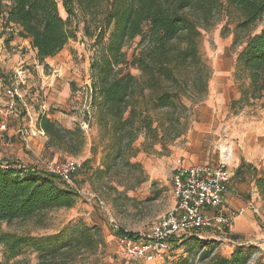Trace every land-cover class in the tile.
I'll return each instance as SVG.
<instances>
[{"label":"trees","instance_id":"trees-1","mask_svg":"<svg viewBox=\"0 0 264 264\" xmlns=\"http://www.w3.org/2000/svg\"><path fill=\"white\" fill-rule=\"evenodd\" d=\"M61 1L66 20L60 15L58 0H0V24L18 28L19 36L31 41L37 61L44 64L76 39L82 17L87 36L96 39L91 60V115L98 128L96 139L101 144L107 142L103 163L93 177L105 176L109 181L126 177L133 186L124 187L125 191L135 190L147 182V176L133 160L141 152H157L159 144L166 150L167 142L180 138L181 116L187 110L184 100L198 103L207 94L211 69L199 51L201 29L212 24L223 0ZM225 1L242 16V29L253 27L264 17V0ZM92 28L95 31L90 33ZM138 38L141 41L129 59L127 49ZM236 70L242 100L248 104L264 100V27L248 37ZM234 106L235 102L231 109ZM37 128L48 138L46 149L77 157L86 146L79 126L64 128L46 113L39 116ZM142 136L144 143L138 149L135 144ZM98 149L93 144L92 154ZM7 164L0 163V245L7 250V262L32 249L38 254L36 264H76V254L95 251L102 244L100 230L84 225L71 228L70 236L65 231L45 237L2 231L1 224L27 221L55 208L71 209L79 199L76 190L53 175ZM85 164L88 168L89 161ZM254 179L264 196V179L255 175ZM115 235L139 238L124 231ZM181 238L172 241V249L179 246ZM230 239L237 242L239 237L230 235ZM196 243L202 248L198 264H249L257 251L254 246L238 245L229 257H213L215 248L207 249L212 244ZM263 259L259 257L255 264H264ZM173 264L192 263L182 259Z\"/></svg>","mask_w":264,"mask_h":264},{"label":"rangeland","instance_id":"rangeland-1","mask_svg":"<svg viewBox=\"0 0 264 264\" xmlns=\"http://www.w3.org/2000/svg\"><path fill=\"white\" fill-rule=\"evenodd\" d=\"M58 7L61 17L66 20L68 15L61 0H58ZM79 20L76 39L70 41L60 54L48 59L44 64L37 61L36 51H33L30 45L31 41L21 38L18 28L14 26L6 28L4 24H0V72L4 77L0 75V128L3 125L6 126L5 131H0V163L3 166L8 165L7 162L20 165L15 160L18 157V150L28 153L30 150H26L23 144L28 143L29 137L37 138V134H34L35 126H32L31 121L34 113L39 114L43 111L44 89L48 87L44 85V80L47 82L53 80L56 87V92L53 93L54 104L52 108L47 106V111H44L56 112L57 116L61 117L62 126L67 129L83 122L87 108L86 92L91 85V60L96 53V39L87 36L86 24L82 17ZM242 21V16L229 8L227 2L223 0L220 13L217 14L212 24L208 28L201 29L199 51L211 69L207 94L198 103H192L188 99L184 100L187 110L181 116L182 135L180 138L167 142L166 150L159 144L155 147L157 152H141L144 156L140 160L138 156L133 160L141 164L147 176L145 184L135 190L125 191L124 187L133 186V183H129L126 177H119L118 180L112 181L105 176L93 177L94 172L100 169L103 163L107 145V142L101 144L96 139L98 128L96 122L93 121L89 130L84 132L86 144L90 147L87 156L83 152L77 157L60 152L61 156L56 159L33 155L35 166L44 172L47 171L48 165L70 158L79 159L82 162L89 161L88 168L91 171H88L85 164L70 184L79 195L76 205L71 209H51L27 221H16L11 225L1 224L2 231L10 234L45 237L57 235L63 231L69 233L70 236L72 235L71 228L78 225L98 228L102 244L95 251L76 254V264H92L93 262L173 264L182 259H189L192 264H198L201 261L202 248L196 240L212 244L213 246H208L207 249L215 248L213 257L230 256L239 244L245 245L246 248L249 244L257 250L249 264H255L261 256L264 258V196L261 195L257 186L255 192L257 197L251 202L253 201L259 208L260 214L256 215L249 210L256 228L250 233L240 235L235 243L230 241L228 235L222 236L219 232L190 233L184 235L180 239L179 246L173 248L169 254L157 257L154 262L148 263L129 261L123 254V244L120 238L115 235L117 231H124L140 236L155 223L161 221L175 207L171 181L173 159L169 157L172 147L183 150L184 156L181 163L189 159L190 155L194 159L209 158L217 161L218 148L223 143L234 144L233 163L237 158L238 150L243 151L248 144L252 145V148L256 146L258 150L261 147L263 155L258 153L259 170H255V176L264 179V109L262 108L264 100L249 104L247 100H242L240 92L242 83L236 80L239 53L249 36L261 32L264 27V17L247 30L240 28ZM94 31L95 28H92L90 33ZM140 41L141 38L136 39L127 49L129 59ZM23 62L24 65H21ZM47 63H50L51 67ZM19 65L24 69L18 68ZM18 71L22 72L23 83L20 89L24 87L23 95L28 110H30L24 109L22 113L19 111L15 114L19 116L15 117L8 111L10 98L7 90L13 84H17ZM128 71L135 76L140 75L135 69ZM44 76H49V79H45ZM233 102L235 106L231 109ZM143 143L144 137L142 136L136 142L135 147L142 149ZM93 144L99 147L96 155L91 152ZM182 165L189 166L187 163H182ZM233 166L234 164L232 169ZM111 187L117 190H112ZM6 252L5 246L0 245V264H36L38 262V254L32 249H27L23 255L10 262L6 261Z\"/></svg>","mask_w":264,"mask_h":264},{"label":"built area","instance_id":"built-area-1","mask_svg":"<svg viewBox=\"0 0 264 264\" xmlns=\"http://www.w3.org/2000/svg\"><path fill=\"white\" fill-rule=\"evenodd\" d=\"M17 84L7 90L10 109L23 100L20 86L23 83L22 72L18 71ZM87 108L82 123L76 126L85 132L89 130L94 119L91 115L90 85L86 92ZM3 125L0 131H5ZM235 147L231 142L223 143L218 148L215 165H182L178 162L173 169L171 181L174 189L175 207L138 239L120 238L123 254L130 261L154 262L157 257L167 255L172 249V241L190 233L214 231L225 234L232 223V217L220 213L223 197L228 192L232 180V165ZM79 159H66L63 162L48 165L46 173L57 177L62 183L70 185L74 177L83 169ZM249 209L260 214L254 202Z\"/></svg>","mask_w":264,"mask_h":264},{"label":"crops","instance_id":"crops-1","mask_svg":"<svg viewBox=\"0 0 264 264\" xmlns=\"http://www.w3.org/2000/svg\"><path fill=\"white\" fill-rule=\"evenodd\" d=\"M49 59H52V58H49ZM21 65H24V62ZM21 65H19L18 68L24 69V67H22ZM47 65L51 67L50 63H47ZM45 79H49V76L45 77ZM44 85H47L48 87L46 88L44 87L45 89H44L43 96H45V102H44V106L42 107L43 111H41L39 114L34 113L33 115L34 117L32 118V121H31L32 126H35L36 132L34 134H37V138L29 137L27 140L28 143L26 145L23 144V147L26 150H30V151H28V153L26 151L25 153H23L21 150H18V154H17L18 157H16L15 159L16 161L20 163V165L28 169L39 170L35 166L36 164L34 160L35 157H45V158L56 159L59 156H61V153L57 151L56 149H53V148L46 149V143L48 142V138L43 132L39 131L37 128L39 116L45 113L48 115L49 119L57 120V122L61 124L60 122L61 117L57 116L56 112H51V113L46 112L47 111L46 107L50 106L49 108H52L51 106H53L54 104L53 103L54 102L53 93L56 92L55 91L56 87L54 85V82L53 80H50L48 82L44 80ZM23 90H24V87L21 88L22 95H23ZM10 104L11 102L9 101L8 111H10V113L13 115L17 114L19 111H21L22 113L24 109L26 111L30 110V109L28 110L24 95H23V100L17 103V106L15 107V109H10ZM53 108H56V107H53ZM18 116L19 115H15V117H18ZM21 120L23 121V118ZM17 122L19 124V121ZM71 128H73V125L70 127V129ZM19 132H22V131H19ZM10 133H13V131L12 132L10 131ZM176 144H177V141H176ZM259 148L260 150H258L256 146L252 148V145L248 144V147H244L243 151L238 150L237 158L235 160V163H233L234 168L232 169V180L230 183V187H229L228 192L223 197V206H222V209L220 210V213H222L223 215L227 217H232L233 219H232L230 228L225 232V234L219 233V235L227 236L229 234V237L230 235L231 236L236 235L239 237L240 235L245 234L247 232L248 233L252 232L256 228L255 222L253 221V216L251 212L249 211L250 210L249 206L253 202V201L251 202V200L257 197V195L255 194L257 188H256V180L254 179V175L256 172L255 170H259L258 161H257L258 153L260 155H263V150L261 149V147ZM89 150H90V147L88 144H86L83 154L87 156L89 153ZM170 152L171 153L169 157H172L173 159L172 169H174L176 165L178 164V162L182 161L184 152L183 150L175 149L173 147L170 148ZM33 155L35 157H33ZM143 156L144 154L140 153L138 155V160H140ZM168 158L167 160H169ZM11 160H14V159H11ZM182 163L183 164L187 163L189 164V166L194 165V164L215 165L217 161L209 159V158L208 159L207 158H204V159L195 158L194 159V157H191L190 155V158L183 161ZM230 241L235 243L232 240Z\"/></svg>","mask_w":264,"mask_h":264}]
</instances>
